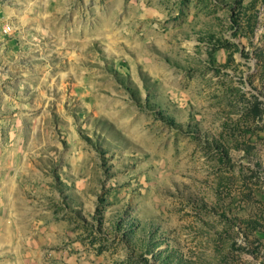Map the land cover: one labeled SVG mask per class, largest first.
<instances>
[{"label": "rangeland", "instance_id": "obj_1", "mask_svg": "<svg viewBox=\"0 0 264 264\" xmlns=\"http://www.w3.org/2000/svg\"><path fill=\"white\" fill-rule=\"evenodd\" d=\"M0 264H264V0H0Z\"/></svg>", "mask_w": 264, "mask_h": 264}]
</instances>
